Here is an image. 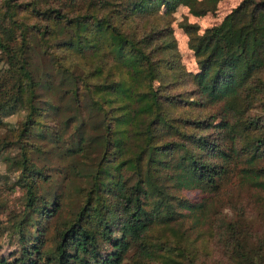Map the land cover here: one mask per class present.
Returning <instances> with one entry per match:
<instances>
[{
  "label": "trees",
  "instance_id": "16d2710c",
  "mask_svg": "<svg viewBox=\"0 0 264 264\" xmlns=\"http://www.w3.org/2000/svg\"><path fill=\"white\" fill-rule=\"evenodd\" d=\"M218 1L0 0V127L4 117L26 110L14 142L21 156L12 160L23 190L10 230L16 248L0 254V264H160V256L167 264H264V224L254 228L243 203L236 217L216 213L211 252L152 237L158 222L174 217L175 200L195 207L173 187L216 189L235 165L245 183L264 192V0H241L202 33L183 24L200 67L195 73L184 69L171 41L154 43L161 28L150 31L138 21L188 3L202 15ZM37 50L55 57L58 71L36 64ZM72 55L97 63L81 69L68 62ZM186 77L193 92L168 91L169 83ZM68 95L91 106L102 131L92 135L94 114L83 116L61 144ZM193 97L217 108L195 113L185 106ZM54 116L59 127L45 120ZM34 136L62 149L48 152L90 157L89 150H98L85 173L88 185L75 188L78 210L62 220L54 218L66 192L42 190L50 176L29 153ZM164 243L179 257L170 247L160 252Z\"/></svg>",
  "mask_w": 264,
  "mask_h": 264
},
{
  "label": "rangeland",
  "instance_id": "374dc122",
  "mask_svg": "<svg viewBox=\"0 0 264 264\" xmlns=\"http://www.w3.org/2000/svg\"><path fill=\"white\" fill-rule=\"evenodd\" d=\"M241 0H219L217 4L210 9L207 13L202 15L194 14L191 11V4H181L174 12L165 16L163 9L154 15H146L138 18V21L145 29L151 31L152 27L161 28V33L156 37L155 44L163 46L170 42V46L176 50L180 61L184 69L189 72H197L200 70L197 56L194 50L190 47V32H188L183 25L184 23H192L196 25L197 31L202 33L205 28L217 24L222 21L227 13H229L235 6H237ZM164 47V46H163ZM171 53V47L165 51L159 53L160 56H166ZM35 55V63L40 66L47 65L49 72L58 71L55 57H50L49 54L39 52V50L33 53ZM175 54V53H174ZM57 55L64 56L63 51H58ZM91 55L87 52L86 56ZM68 62H74L79 64L76 67L90 70L93 68L97 60L90 59L85 56L72 55L68 59ZM112 65L111 61H108L105 65V71L107 72L109 66ZM116 71V70H115ZM169 80L174 78L168 75ZM189 77L181 79L177 82L169 83L168 91L183 92L189 95L195 89V84L191 82ZM158 83V81H156ZM40 100L44 99V95H40ZM47 98V96H46ZM68 99H65V107L61 114L62 122L66 126H63L59 136L61 144H67L70 141L71 132L74 129V125L78 124L83 116L93 115L90 118V122L96 127L91 128V134L96 135L103 129L99 125V116L95 112H91V106L85 103L77 105L74 100L68 95ZM189 103H185L188 108H193L195 113L211 112L217 107L215 105L202 106L195 104L193 99ZM182 107L179 108L181 110ZM26 114V110L20 109L16 113L4 117L7 124L0 127V143L4 138L7 147L0 155V254L9 255L16 248V236L12 235V221L15 216L21 212L23 190L17 181V169L12 165V160L21 156V149L16 142L17 135L22 126ZM47 123L56 124L59 127L58 119L54 117L45 118ZM53 139V138H52ZM33 141L30 138L31 148L34 151L29 152L31 157L39 165L44 166L47 170L49 180L42 181L43 188H48L50 193L66 192L64 197V207L62 213L58 219L62 220L68 215L73 214L79 208L81 202V195L75 190L76 186H87V175L85 174L91 168V164H95L92 154H98V150H89L90 157L83 155L67 156L57 151L49 150H62L52 149L51 145L44 139L34 136ZM9 155L7 159L4 157ZM82 169V171H81ZM239 167L233 165L229 173L222 179L220 185L216 189L201 190L197 188L191 189H176L173 187V191L181 198L191 200L194 202L195 207L190 209L182 205L177 199L174 203L175 215L174 217H166V221L158 222L152 229V237L155 240L171 239L172 243L182 244L187 248H190L199 253L211 252L215 244L214 233V220L216 213L220 212L227 218H233L238 215L236 207L239 203L247 205L246 212L252 214L251 220L252 226L256 229H260L264 224V192L254 188L239 176ZM70 192V193H69ZM244 199L245 201H240ZM163 248L159 249L160 252L167 251L169 244L164 243ZM170 252L175 258L179 257V251L171 245ZM160 264H167L160 256Z\"/></svg>",
  "mask_w": 264,
  "mask_h": 264
}]
</instances>
